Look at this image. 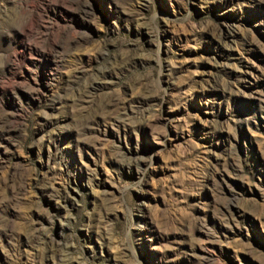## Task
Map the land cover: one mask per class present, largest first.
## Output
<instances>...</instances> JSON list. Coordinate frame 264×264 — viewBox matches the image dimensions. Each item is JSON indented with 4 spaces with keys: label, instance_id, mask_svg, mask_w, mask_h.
Segmentation results:
<instances>
[{
    "label": "rangeland",
    "instance_id": "1",
    "mask_svg": "<svg viewBox=\"0 0 264 264\" xmlns=\"http://www.w3.org/2000/svg\"><path fill=\"white\" fill-rule=\"evenodd\" d=\"M0 264H264V0H0Z\"/></svg>",
    "mask_w": 264,
    "mask_h": 264
}]
</instances>
